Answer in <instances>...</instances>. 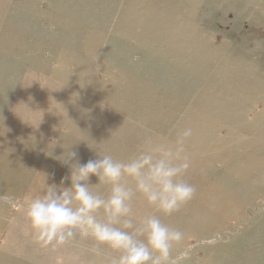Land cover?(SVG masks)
Segmentation results:
<instances>
[{"label": "rangeland", "instance_id": "obj_1", "mask_svg": "<svg viewBox=\"0 0 264 264\" xmlns=\"http://www.w3.org/2000/svg\"><path fill=\"white\" fill-rule=\"evenodd\" d=\"M189 128L174 264H264V0H0V264H106L79 236L39 247L25 206Z\"/></svg>", "mask_w": 264, "mask_h": 264}, {"label": "clouds", "instance_id": "obj_2", "mask_svg": "<svg viewBox=\"0 0 264 264\" xmlns=\"http://www.w3.org/2000/svg\"><path fill=\"white\" fill-rule=\"evenodd\" d=\"M191 135L192 130L186 129L178 134L174 147L156 144L127 162L98 153L97 159L72 165L70 187L46 186L25 206L34 242L57 251L79 236L91 242L92 255L103 256L105 249L112 253L106 264H174L172 252L184 233L161 216L179 212L195 195V187L184 179L191 166L185 151ZM77 155L69 151L68 159ZM93 176L98 180L95 185L108 189L106 196L92 191ZM137 196L159 215L134 222Z\"/></svg>", "mask_w": 264, "mask_h": 264}]
</instances>
